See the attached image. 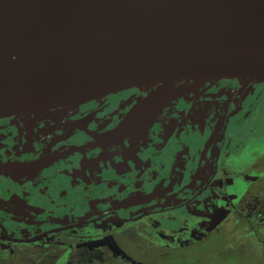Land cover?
<instances>
[{
	"label": "flooded vegetation",
	"instance_id": "af4514ba",
	"mask_svg": "<svg viewBox=\"0 0 264 264\" xmlns=\"http://www.w3.org/2000/svg\"><path fill=\"white\" fill-rule=\"evenodd\" d=\"M262 94L179 81L0 118V257L152 264L224 225L264 227V175L225 163Z\"/></svg>",
	"mask_w": 264,
	"mask_h": 264
},
{
	"label": "water",
	"instance_id": "95a60500",
	"mask_svg": "<svg viewBox=\"0 0 264 264\" xmlns=\"http://www.w3.org/2000/svg\"><path fill=\"white\" fill-rule=\"evenodd\" d=\"M179 81L264 88V0H0V118Z\"/></svg>",
	"mask_w": 264,
	"mask_h": 264
},
{
	"label": "rangeland",
	"instance_id": "374dc122",
	"mask_svg": "<svg viewBox=\"0 0 264 264\" xmlns=\"http://www.w3.org/2000/svg\"><path fill=\"white\" fill-rule=\"evenodd\" d=\"M259 102L261 106L255 108L250 121L240 119L236 124L238 128L233 130V134L237 135L242 131L246 136V141L237 142L240 144L239 148L225 160V163L229 168L254 166L264 175L259 169V167L264 168V154H259L264 152V100H259ZM181 141L188 143V136ZM232 170L235 171V169ZM262 180L264 182V178ZM249 241L252 243L250 246L253 247L247 246ZM262 241L264 242V227L253 226L249 229L247 225L241 227L230 224L220 227L218 233L207 236L194 247L183 251L180 257L153 255L143 260L152 264H180L182 260H187L190 264H264ZM140 252L144 251L138 250L136 253L142 255ZM50 258L48 254L38 264H125L107 257L106 252L98 253L94 257H83L80 251H75L71 252L69 257H59L55 262L50 261ZM0 264H33V258L32 256L26 258L23 255L0 257Z\"/></svg>",
	"mask_w": 264,
	"mask_h": 264
},
{
	"label": "trees",
	"instance_id": "16d2710c",
	"mask_svg": "<svg viewBox=\"0 0 264 264\" xmlns=\"http://www.w3.org/2000/svg\"><path fill=\"white\" fill-rule=\"evenodd\" d=\"M258 88H260V87H258ZM260 89L264 90V88H260ZM182 254H183V252H181V255H182ZM181 255H180V256H181ZM180 256H179V257H180ZM33 264H38V263H34V262H33ZM180 264H190V262H188L187 260H182V262H181Z\"/></svg>",
	"mask_w": 264,
	"mask_h": 264
}]
</instances>
